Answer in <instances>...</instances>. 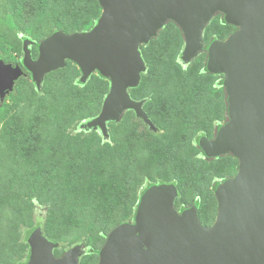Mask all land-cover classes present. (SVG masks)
Returning <instances> with one entry per match:
<instances>
[{"label": "water", "instance_id": "95a60500", "mask_svg": "<svg viewBox=\"0 0 264 264\" xmlns=\"http://www.w3.org/2000/svg\"><path fill=\"white\" fill-rule=\"evenodd\" d=\"M101 15L85 32L56 31L38 44L22 45L21 66L0 59V102L27 71L37 89L44 77L75 64L85 83L96 71L110 83L99 114L87 122L107 136L106 122L132 110L145 123L142 101L128 93L139 83L145 64L139 51L167 21L182 32V60L203 50L202 33L216 13L236 30L206 48V71L222 74L227 123L214 139L201 137L207 158L226 153L238 161L237 174L216 185L217 212L202 225L192 206L178 212L172 184L153 185L139 199L134 224L122 223L107 236L97 264H264V0H97ZM27 264H78V248L55 257V244L35 229L27 239Z\"/></svg>", "mask_w": 264, "mask_h": 264}, {"label": "trees", "instance_id": "16d2710c", "mask_svg": "<svg viewBox=\"0 0 264 264\" xmlns=\"http://www.w3.org/2000/svg\"><path fill=\"white\" fill-rule=\"evenodd\" d=\"M11 3L7 16L10 28L33 35L40 41L56 31L67 34L89 31L101 15L97 0H12ZM220 23L214 32L205 29L203 35L208 42L202 50V69L210 79L213 75L206 71L205 48L212 41L227 39L235 31V27L225 24L223 19ZM180 35L182 32L176 24L167 21L157 38H152L146 45L140 46L144 64L149 67L165 63L168 57L171 58L172 51L176 48V37ZM3 37L4 34H1L0 42ZM38 44L31 50L33 58L37 55ZM11 48L9 46L7 49ZM5 53L0 49V59L4 63L21 66V59L11 55L6 59ZM75 72L77 73V69L74 65L66 61L64 68L47 74L42 83L40 106L34 110L30 120L23 124L18 114H12V117L3 122L2 129L10 139L6 154L12 165V168L8 167V171L14 175L12 186L18 188L30 184L32 193H38L37 197L42 199L44 195L55 191L58 183L63 181L66 198L70 203L66 219V228L68 226L70 231L66 233L74 230H82L85 236L97 233L93 250L85 259L78 260L79 264H97L98 251L109 233L115 227L126 223L130 217L134 218L139 196L136 197L134 193V169L131 165L139 146L148 151L153 167L174 176L171 183L177 190L175 209L181 212L194 206L200 223L209 227L217 212L214 195L217 184L212 185L209 171L200 170L198 163L192 159L184 161V152H188V136L200 130L206 134L215 124L219 126L217 122L223 120V115L227 118V109L218 106L216 111L213 110L214 105L204 102L208 88L200 81H195L191 86L185 79L173 90V95L169 100L166 99V103L155 108L158 113H152L149 105H145V109L152 116L166 114L168 110L178 114L176 116L182 121V133L174 141L168 143V139L155 137L147 128L137 131L132 126L127 127V120L123 119L121 124L126 129L119 130L113 136L112 148L108 146L103 155L99 152H84L78 146L77 140L66 136V142L63 143L58 135H52V129H61L79 119H94L100 112L110 83L96 74L91 75L84 84L80 83L79 87L72 86L70 82ZM27 76L31 79L30 74L27 73ZM23 81L28 85L33 84L21 77L15 86ZM222 91L225 93L224 88ZM3 104L4 100L0 102V105ZM4 107L6 106L0 107V117ZM104 146L105 144L103 149L106 147ZM229 160L227 168L235 170L234 162ZM191 168L193 171L190 172ZM219 170L215 173V178L224 179L229 175L222 168ZM151 186L153 185H147L146 189ZM10 203L15 212L23 211L16 194L12 195ZM34 230L35 226L26 232L25 240ZM53 254L57 257L55 251Z\"/></svg>", "mask_w": 264, "mask_h": 264}, {"label": "rangeland", "instance_id": "374dc122", "mask_svg": "<svg viewBox=\"0 0 264 264\" xmlns=\"http://www.w3.org/2000/svg\"><path fill=\"white\" fill-rule=\"evenodd\" d=\"M11 1L12 0H0V35L4 34L0 42V49L6 52L4 54V58L6 59L9 55L21 59L24 40L27 39L30 41V50L36 47L41 41L34 38L33 35H28L10 28L7 16L10 12ZM221 19L222 14L216 13L206 24L202 33L203 46L208 42V40L203 37L205 29H209L211 33L214 32L221 24ZM234 30H236V28ZM160 31L161 30L158 31L157 36L154 38L158 37ZM9 46H12V48L7 49ZM175 47L176 48L172 51L173 54L171 58L168 57L165 63L149 66L150 68L145 65V71L140 73L138 85L128 90L129 96L133 100L143 102L142 110L148 119V123L138 118L135 113L130 110L122 112L116 120L107 121L105 125L107 136H104L98 127L92 128L86 125V123L93 118L75 120V122L61 129L56 127L57 129H52V135H58L63 143L66 142V136H70L77 140V144L82 151H91L95 154L99 152L103 155V153H106L105 150L108 149V146L109 148L113 147V136L117 134L119 130L126 129V126L121 124L123 119H125L127 120V123H125L127 127L132 126L137 131H142L144 128H147L153 136L168 139V143H171L182 133L181 118L176 116L178 114L170 112V110H168L166 114L152 116L151 113L145 109V105H149V110L152 113H158L155 108L166 103V99L169 100L171 95H173V90L185 79L188 80L191 86L195 81H200L201 84L208 88V91H205L204 102L214 105L212 106L213 110L217 109L218 106L227 109L225 101L226 94L222 91L223 85L221 84V80L223 81L224 76L222 74H212V79L206 77L202 69V62L204 61V59H202V56H204V54H202L203 51L198 52L189 61H183L181 58L184 48V39L182 35L176 37ZM74 67L77 69V73L75 72L76 74L71 78L70 84L79 87L81 82H78V80L81 78V73L76 65H74ZM96 74L98 73L94 71L91 75ZM25 79L27 82L33 83L29 76ZM12 94L4 99L3 105H0V107L6 106L2 109V116L0 117V264L28 263L30 249L27 239L25 240V236L26 232L34 226L35 229H39L40 235L43 238L56 245L54 251L57 257L62 256L69 249L77 247L79 253L78 259H85L88 254L91 253V250H93L92 246L97 233H95L96 235L93 234L90 236H85L82 230H74L69 234L66 233V231H70L68 226L66 228L67 211L70 209V203L66 198L63 181L58 183L55 191L51 192V194L44 195L42 199L37 197L38 193H32L33 188L30 184L18 188L12 186L14 175L8 171V167L12 168V165L6 154L9 149L10 139L3 133V122L12 117V114H18L21 122L26 124L30 120L34 110L40 106L39 100L42 96V84L40 88L37 89L34 83L28 85L23 81L21 84H18L17 87L14 86ZM222 119L223 120L220 122L216 121L219 123V126L215 124L216 126L214 125L212 130L206 132V134L205 131L200 130L189 135L188 142L186 140L188 152H184V161L192 159L194 162L198 163L200 170L203 172L209 171L208 174L212 178V185L222 184L224 180L235 177L239 165L238 159L231 153L207 158L198 146V141L201 137H205L207 140L214 139L218 127L224 125L228 121L224 115ZM198 137L200 138L197 140ZM104 144L106 147L104 146L105 148L103 149ZM136 149L137 151L134 153L135 159L132 161L133 164L131 165L134 169L132 181H134L133 189L136 197L139 196L140 199L149 184H172L171 182L174 181V176L170 172L158 170L153 167L150 158H148V151L145 148L139 146ZM229 159H232L234 162L235 170L231 171L227 168V164L230 162ZM181 167L182 165L180 164L179 168ZM15 168L16 166L14 169ZM219 168H222L223 172H227L229 175H226L224 179L215 178V173L220 171ZM224 168H226V171ZM191 171H193L192 168L190 169V172ZM62 177L63 176H61V178ZM13 194L17 195L19 202L23 206V211L21 213L15 212L11 207L10 199ZM133 220L134 218L130 217L126 223L134 224Z\"/></svg>", "mask_w": 264, "mask_h": 264}, {"label": "clouds", "instance_id": "9594fccd", "mask_svg": "<svg viewBox=\"0 0 264 264\" xmlns=\"http://www.w3.org/2000/svg\"><path fill=\"white\" fill-rule=\"evenodd\" d=\"M30 51H31V50H30ZM37 53H38V51H37ZM31 55H32V54H31ZM32 58H33V56H32ZM21 59H22V58H21ZM71 63H72V62H71ZM6 64H7V63H6ZM72 64H73V63H72ZM73 65H75V64H73ZM18 66H19V65H18ZM23 72H25L26 76H22V77L26 78L28 72L25 71L24 69H23ZM28 74H29V73H28ZM30 77H31V76H30ZM20 78H21V77H20ZM20 78H19V79H20ZM16 82H17V81H16ZM16 82H15V83H16ZM14 86H15V85H14ZM13 90H14V89H13ZM12 92H13V91H12ZM12 92H11V93H12ZM11 93H10V94H11ZM7 96H8V95H7ZM7 96H6V97H7ZM6 97H5V98H6Z\"/></svg>", "mask_w": 264, "mask_h": 264}, {"label": "flooded vegetation", "instance_id": "af4514ba", "mask_svg": "<svg viewBox=\"0 0 264 264\" xmlns=\"http://www.w3.org/2000/svg\"><path fill=\"white\" fill-rule=\"evenodd\" d=\"M36 57H37V55H36ZM36 57H35V58H36ZM35 58H33V59H35Z\"/></svg>", "mask_w": 264, "mask_h": 264}]
</instances>
